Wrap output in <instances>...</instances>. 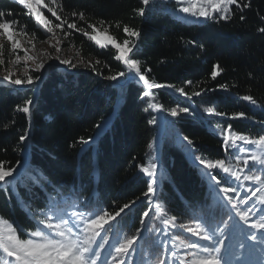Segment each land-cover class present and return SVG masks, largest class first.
Segmentation results:
<instances>
[{"label": "trees", "instance_id": "16d2710c", "mask_svg": "<svg viewBox=\"0 0 264 264\" xmlns=\"http://www.w3.org/2000/svg\"><path fill=\"white\" fill-rule=\"evenodd\" d=\"M239 2L243 4L245 0ZM150 5L144 6L142 0H59L55 11L61 20L75 22L79 29L69 30L67 23L58 29L63 47L74 49L96 71L86 67L71 74L52 66L42 77L43 82L30 89L0 83V161L5 162L6 168L18 167V179L36 169L48 178L41 186L28 181L27 190L19 187V196L12 194L11 188L7 194L0 191V218L15 221V225L31 231L36 219L42 218L39 213L52 204L69 214L100 210L114 214L123 204L136 200L130 212L125 210L126 216L122 213L104 226L112 244L139 234L134 245L136 252L128 259L134 264H155L160 251L158 242L176 251L181 240L190 242L186 229L195 227L197 219L228 222L229 211L214 193L213 181L202 177L203 168H197L178 136L189 137L201 158L224 159L226 166L241 173V179L248 174L243 163L238 164L234 158L235 150L225 152L222 148L214 126L225 128L231 124L234 131L251 139L264 135V33L258 31L264 27V0H251L242 11L232 5L231 19L202 23L186 22L173 14L174 2ZM141 7H145L143 16L138 12ZM73 11L83 12L84 19L73 16ZM0 12H11V17L3 18L16 20L18 28L26 29L35 38H48L16 2L0 0ZM47 15L54 24L60 23ZM92 24L107 29L119 43L125 39L138 43L135 58L140 60L141 71L150 82L183 88L191 99L170 88L151 89L153 99H141L147 89L135 81L118 87L115 81L105 79L119 71L127 74V70L114 59L113 48L101 49L83 36L84 31L91 33ZM125 26L140 32L139 41L124 33ZM65 32L71 35L65 36ZM215 64L222 71L212 79ZM148 68L151 72L146 71ZM219 85H227V90ZM196 92L201 95H194ZM244 95H251L259 106L242 100ZM28 99L34 101L30 120L17 111V105L24 106ZM153 103L163 106L158 111L166 118L163 125L159 113L151 107ZM183 107H189L191 114H169L172 109ZM207 108L225 115L209 116L204 111ZM239 111L245 112V118L229 119ZM153 116L157 124L149 123ZM105 121L106 128L96 127ZM26 130L31 136L27 150L19 142ZM81 137L93 138L92 143L80 144ZM249 147L244 146L245 150ZM152 163L158 165L159 188L163 193V199L153 200L152 207L161 203L167 218L175 216V223L183 226L169 225V235L161 219L152 212L145 218L146 224L140 223L142 213L148 210V198L142 194L149 179L141 172V166ZM212 171L221 181L220 186H227L223 179L226 174ZM259 174L264 178V173ZM9 183L18 187L17 180ZM235 186L239 189V184ZM28 201L30 210L23 206ZM18 236L28 238L20 232Z\"/></svg>", "mask_w": 264, "mask_h": 264}, {"label": "snow or ice", "instance_id": "6c2138e0", "mask_svg": "<svg viewBox=\"0 0 264 264\" xmlns=\"http://www.w3.org/2000/svg\"><path fill=\"white\" fill-rule=\"evenodd\" d=\"M15 2L27 10L26 14L34 18V22L39 30H42L45 34L54 35L53 27L63 29L64 24L67 23L61 20V17L53 8L48 7L45 0H15ZM174 2L181 13L188 14L197 19L204 18L206 20L219 21L232 18L234 15L231 10L232 5H235L237 9L242 11L244 8L250 6L251 0H245L243 4L239 0H174ZM142 4L144 6H151L150 0H142ZM42 7L47 8L48 12L60 23L53 26L52 21L44 16L40 10ZM138 12L142 16L145 15V7H141ZM5 15L11 17V12H0V37H6L7 41L10 42L11 51L15 53L18 49H21L20 40L16 37L21 34L27 35V33L16 31L14 25L18 22L14 19H2ZM72 15L79 16L81 20L84 19L83 12L77 13L73 11ZM244 18L243 15L240 16L241 20H244ZM103 23L104 21H101V24ZM89 27L95 34L84 31L82 33L83 36L88 41L94 42L101 49L113 48L116 53L114 59L122 62L127 70V75L125 71H119L114 75L104 77L105 79L118 83L121 78H124L126 83L135 81L147 89L142 93L141 99L144 97L153 99L150 90L162 88L174 89L181 95L191 99V96H188L183 88L175 89L174 85L150 82L148 76L141 71L140 60L135 58L139 52L138 43H131L128 39H125L123 43H119L114 36L107 34V29L101 32L95 24ZM67 28L79 31L75 22L67 23ZM123 31L126 35L135 37L139 41L140 32L138 30L125 26ZM258 31L264 33V27L259 28ZM68 35H71V32H65V36ZM2 49L3 45L0 44V50ZM134 49H136L135 52L133 51ZM56 50L60 51L59 48ZM23 51L25 52L24 59H36L34 56L27 55V49H23ZM55 59L60 65L70 68H77L78 66L93 67L90 63L84 64L83 61L73 63L70 59H60L58 56ZM20 60L21 57L16 55L15 63L18 64ZM96 63L99 64L100 61L97 60ZM3 64L4 60L0 59V65ZM47 67H52V65H48ZM213 67L214 70L211 76L212 79H216L222 69H220L219 64H215ZM45 70L46 65L44 63L37 64L35 69L37 72ZM93 71H96L94 67ZM146 71L151 72V68H148ZM98 74L102 75V73ZM2 82L14 86H23L25 84L30 86L37 82L42 83L43 80L42 76L33 78L31 75H28L26 80L13 79L12 74L9 73L3 76ZM186 83L190 84L192 82L186 81ZM219 87L227 90V85H219ZM194 95L200 96L201 92H196ZM241 99L250 102L252 105L259 106L251 95H244ZM32 107H34V101L28 99L25 101L24 106L17 105V111L26 114L30 120ZM151 107L157 111L163 109L162 105L156 103L151 104ZM191 111L189 107H183L179 108V110L172 109L169 114L172 117H178L182 113L191 114ZM204 111L209 116L225 115V113L214 112L212 108H207ZM245 116V112L239 111L230 116L229 119H242ZM149 123L157 124V118L153 116ZM96 127L98 129L101 127L106 128L107 121H105L104 125L97 124ZM214 131L220 137L222 141L221 146L225 152L235 150L234 158L237 163L242 162L248 169V174L243 175V181H250L251 184L245 189L246 195L243 198L229 195V193H237L238 187L235 185L239 184L240 187H244L240 172L226 166L224 159L212 160L201 158V156L197 155L198 150L189 137L178 136V138L186 144L188 152L196 163L197 168H203L202 177L213 181L216 190L223 194V197L233 209H236L235 217L249 229V231L243 233L248 240L253 242L248 247L247 255L251 256L254 253H260L261 256H264V178L259 174L264 173V135L251 139L248 135L234 131L231 124H227L225 128H220L219 124H217L214 126ZM30 139L31 136L28 130L19 137V142L25 145V150H27V142ZM92 140L93 138L91 137L88 139L81 137L79 143L88 145L92 143ZM245 145L250 146L246 152ZM255 149H259V154L256 153ZM241 154H244L243 159ZM157 169L158 165L156 163H152L149 166H141V172L149 179L147 190L142 194L148 198V210L142 213L140 223L142 225L146 224L145 218H149V213L152 212L158 219H161V222L166 227L169 225L173 228L183 227L175 223V216L171 220L167 218L166 208L161 203H156L154 209L152 207L153 200L160 201L163 199V193L158 187L160 181ZM214 169L226 174L223 179L227 186H220L221 181L213 173L212 170ZM15 174H18V167L6 168L5 162L0 161V191H4L7 194L11 188L12 194L19 196V187H24L27 190L28 181H31L34 186H41V182H48V178L39 169L30 172L26 178L19 177L18 179ZM10 179L17 180L18 187L13 188L9 183ZM257 193H260V195L258 196ZM254 197L255 199H253ZM237 200L240 204L247 205V207L242 211L239 210ZM250 201L251 204H249ZM30 203V201L24 202L23 206L25 209L30 210ZM135 203L136 200L123 204L114 214L103 210L87 214L84 211H73L69 214L66 209L57 204H52L46 211L39 213V216L42 218L36 219V226L31 231L22 229L20 225H15V221L10 223L7 219L0 218V252L4 254L0 256V264H9L7 258L12 257L15 259V264H126L127 259L133 257L136 252L134 245L138 242L139 234H134L131 238H125L122 242L117 240L115 244H112L107 238L108 230L104 226L109 224L110 220L115 221L117 217H121V214L125 213L126 209L130 212L131 207ZM170 210L171 206L168 205V211ZM126 215L127 213H125ZM228 220H233V224L229 225L225 220H221L220 223L224 224L225 228L238 227L231 214L228 216ZM101 231L104 232L103 235H101ZM186 231L198 238L187 244L181 240V245L194 250L186 253V256L190 255L192 258L186 259V257L177 256L175 249L169 247L168 244L158 242L157 246L160 251L155 257V264H168L169 261L172 264H234V261L236 264H250L247 257L243 260L240 259L244 253L239 251H228L227 256L224 254L222 251L224 249V241L222 239L224 228L219 227V224H216L214 220L206 219L203 223L198 222L195 228H187ZM18 232L28 238H20ZM97 238H99V241ZM199 241L206 243H200ZM239 248H245V244L241 243ZM261 264H264V261Z\"/></svg>", "mask_w": 264, "mask_h": 264}, {"label": "rangeland", "instance_id": "374dc122", "mask_svg": "<svg viewBox=\"0 0 264 264\" xmlns=\"http://www.w3.org/2000/svg\"><path fill=\"white\" fill-rule=\"evenodd\" d=\"M12 1L15 2V0H12ZM58 2H59V0H55V2H53V0H45V3L48 5V7H51L54 10H56L58 8ZM156 2H159V3L162 2L163 4H167L170 2H174V0H150V4H154ZM40 10L43 12L44 16H46L50 20V18L48 17L47 14H51V13L48 12L47 8L42 7ZM26 12H27V10H26ZM173 14L178 15L183 21H186V22L196 21L198 23H202V22L207 21L204 18L197 19V18L191 17L188 14H184V13L179 12L177 4H176L175 8L173 9ZM27 17L29 19L32 18L34 20V18L30 17L29 15H27ZM3 19H5V18H3ZM52 25L54 26L55 24L52 22ZM14 28L18 32H21V33L26 32L27 35L21 34V35H18L16 37L17 39L20 40L21 49H18L17 52H15V53H13L11 51L10 42L7 41L6 37H0V44L3 45V49L0 50V59L4 60V64L0 65V83H3L2 82L3 76L8 75L9 73L12 74L13 79L19 78V79L26 80L28 75H31L33 78H35L37 76L43 77L46 74L47 69L49 68V67H47L48 65H52L54 67L59 68L62 72H68L71 74H74L78 71L81 72L86 68L83 66H78L77 68H70V67H67L65 65H60L58 63V61L55 59L58 56V57H60V59H70V60H72L73 63H79L80 61H83V59L77 54V52L74 49L63 47V42L61 40V34H60V31L58 30V28L53 27L54 35L48 34V38L44 41H41L38 38H35L34 36L30 35V33H28L26 31V29L18 28L16 25H14ZM104 30L105 29L100 28L101 32H104ZM90 34H95V33H93L91 31ZM107 34H110V33L107 31ZM57 41H59V43H57ZM33 45H34V47H33ZM57 48H59L60 51H57L56 50ZM23 49H27L28 50L27 55L34 56V57H36V59L35 60L24 59L25 52L23 51ZM16 55H19L21 57V60L18 64L15 63ZM83 62H84V64H87L85 61H83ZM39 63H44L46 65L45 71H42V72L35 71L36 66ZM124 82H125V80H124V78H122V79H120L119 83L114 82V84L117 85L118 87H121V85H124ZM38 84H39V82H37L33 85H30V86L26 85V84L23 86H14L11 84H8V85L17 87V89H20V90H25V89H30V88H32V86H36ZM158 115H159L161 124L163 125L166 121V118H165V116H161V114H158ZM246 147H248V145H246ZM246 151L247 150H245V152ZM255 151L257 154H259V149H256ZM243 155L244 154H242V159H243ZM235 170H237V169H235ZM20 171H22V168H20ZM157 172H158V169H157ZM242 181H243V177H242ZM243 182H248V185L246 186L245 183H243L244 187L239 186L238 193H240V191L244 190L245 187H248L251 184L250 181H243ZM257 195L259 196L260 193H257ZM234 197H237V196H234ZM237 206H238V209L241 211L244 208H246V206H244L243 204H240L238 200H237ZM235 212H236V209L234 210V213ZM195 239H198V238L196 236H193V235H190L188 237V240H191V241H195ZM184 243L187 244L189 242L184 241ZM179 244L180 245L177 246L178 251L183 252L185 255H186V253H190V252L194 251L193 249H189V248H186L183 245H181V241L179 242ZM3 255L4 254L2 252H0V256H3ZM187 258L191 259L192 257L189 255ZM7 259L9 260V264H15L14 257L7 258Z\"/></svg>", "mask_w": 264, "mask_h": 264}]
</instances>
